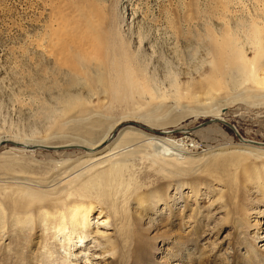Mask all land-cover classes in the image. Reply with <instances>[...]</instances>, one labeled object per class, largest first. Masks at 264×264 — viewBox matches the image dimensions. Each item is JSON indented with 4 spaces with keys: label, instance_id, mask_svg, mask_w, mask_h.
Segmentation results:
<instances>
[{
    "label": "rangeland",
    "instance_id": "1",
    "mask_svg": "<svg viewBox=\"0 0 264 264\" xmlns=\"http://www.w3.org/2000/svg\"><path fill=\"white\" fill-rule=\"evenodd\" d=\"M225 1L230 12L224 16L221 9ZM68 2L0 0V133L32 129L46 136L47 125L58 115L56 95L63 79L47 65L43 53L34 50H39L38 40L52 17L60 10L65 14L72 12ZM131 3V9L125 8L123 15L127 20L132 18V31L141 34L143 41L148 38L143 42L142 60L160 78L163 68L169 69L170 65L189 69L200 66L206 31H215L217 18L225 17L227 28L238 35L255 17L264 27L263 0H131ZM173 28L183 32L177 40L169 33ZM177 79L184 81L185 76L180 73ZM260 87L264 88V82ZM139 91L121 90L119 97L109 100L106 109L110 110L103 111L110 119L106 121H117L120 125L111 132L109 142L96 150V156H104L123 139L119 149L109 156H100L104 159L97 162L103 161L99 164L103 168L117 159L130 165L131 170L125 169L126 177L133 181L126 194L129 200L122 205L123 220L118 226L111 219L107 224L106 210L101 212L103 206L95 204L89 217V235L82 242L78 237L71 241L61 236L50 239L55 252L52 262L46 264H264V238H258L264 234V186L258 185L253 167L263 166L264 158L256 159L239 150L236 153L244 141L222 123L188 130L214 118L217 112L235 124L248 143L264 151V89L243 90L239 98L232 97L226 106L220 102L225 90H211V94H199L192 99L188 95L194 90L188 93L158 86ZM94 92L108 105L104 90ZM139 125L157 130L180 129L152 134L176 141L175 146H181L184 156L190 158L170 160L173 165L157 160L153 146L137 134L151 132ZM10 149L11 145L2 142L0 157ZM29 149L41 161L70 158L72 161L85 153L80 146ZM140 198L145 202L140 204ZM35 201L45 202L47 198ZM2 219L6 222L7 215ZM120 234H124V240ZM42 235L41 227H36L31 241L20 246L13 242L12 236L5 239L0 236V264L36 263V256L42 251ZM107 238L119 239L126 245L122 254L104 252ZM93 241L101 245L94 249L91 245L97 242ZM33 260L34 263L30 262Z\"/></svg>",
    "mask_w": 264,
    "mask_h": 264
},
{
    "label": "bare ground",
    "instance_id": "2",
    "mask_svg": "<svg viewBox=\"0 0 264 264\" xmlns=\"http://www.w3.org/2000/svg\"><path fill=\"white\" fill-rule=\"evenodd\" d=\"M68 3L72 12L67 11L65 14L60 10L49 24L47 21L48 25L38 40L39 50H34L39 51V54L42 52L47 65L54 68L63 79L56 95L55 111L58 115L47 125L46 136H40L32 129L0 133V147L2 142L11 145V149L0 157V236L4 239L12 236L13 242L20 246L25 241H31L34 228L41 227L42 251L36 256V263L30 261L34 264L52 262L55 251L52 250L50 239L61 236L71 241L78 237L82 242L89 235V217L97 203L103 206L101 212L106 210L104 221L107 224L111 219L118 226L123 220L122 205L128 199V186L133 181L126 177V172L131 170L128 167L130 165L123 159H117L104 168L99 166L103 161L97 163L101 157L109 156V153L119 149L123 139L104 156H96V150L109 142L111 132L120 125H117V121L107 122L110 119L103 111L109 107L112 98L116 99L115 96L120 95L121 90H151L158 86L167 90H186L188 93V90H194L188 95L191 99L199 97V94H211V90H225L220 102L226 106L232 97L242 95L243 90L264 89L260 87L264 82V27L255 20L256 17L246 27L243 23L245 29L239 35L231 31L232 28H227L225 17L217 18L214 23L218 31H206L205 42L203 45L201 42L200 66L196 69L180 65H170L169 69L162 67L163 77L160 80L157 77L159 73L152 74L154 71H150V64L145 65L142 60L143 42L148 38L143 41L141 34L132 31V18L127 20L123 15L125 8L131 9V0H69ZM229 7L225 1L223 9L220 8L224 16L230 12ZM169 31L174 40L183 35L180 29ZM179 71L185 76L184 81L177 79ZM94 90L106 92L105 97L110 100L108 105L100 96L97 97ZM215 113L214 118L227 121ZM137 134L153 146L157 160L163 159L173 165L170 160L179 162L178 159L190 158L184 156L185 151L181 146H175L176 141L172 139L143 131ZM242 138L244 142L240 143L236 153L241 151L256 159L264 158V151L260 147ZM33 146H80L85 149V153L72 161L71 158L41 161L28 150V147ZM253 167L258 185L264 186V165L258 167L254 164ZM40 197H46L47 201L36 202ZM144 198L137 200L142 204ZM4 214L7 215L6 222L2 219ZM73 233L76 235L73 236ZM120 236L124 240V234ZM258 238H264V234ZM95 242L91 246L97 249L101 243ZM125 247L119 239L111 238H107L103 246L105 253L111 252L114 256L122 254ZM64 260L66 262L68 257Z\"/></svg>",
    "mask_w": 264,
    "mask_h": 264
},
{
    "label": "water",
    "instance_id": "3",
    "mask_svg": "<svg viewBox=\"0 0 264 264\" xmlns=\"http://www.w3.org/2000/svg\"><path fill=\"white\" fill-rule=\"evenodd\" d=\"M211 123H222L224 125H226L232 132H234V134L237 136V138L239 140H242V136L239 134L238 130L236 129V127L231 123V122H228V121H224V120H221V119H218V118H209L207 120H204L198 124H196L195 126L189 128L188 130H196V129H199V128H202L206 125H209ZM143 130L145 131H148V132H151V133H155V134H164V133H171V132H177L179 131L180 129H172V130H157V129H153V128H150V127H147L145 125H139ZM168 131V132H166Z\"/></svg>",
    "mask_w": 264,
    "mask_h": 264
}]
</instances>
